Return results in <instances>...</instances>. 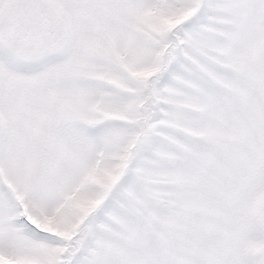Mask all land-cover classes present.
<instances>
[{"label":"snow or ice","instance_id":"snow-or-ice-1","mask_svg":"<svg viewBox=\"0 0 264 264\" xmlns=\"http://www.w3.org/2000/svg\"><path fill=\"white\" fill-rule=\"evenodd\" d=\"M0 264H264V0H0Z\"/></svg>","mask_w":264,"mask_h":264}]
</instances>
